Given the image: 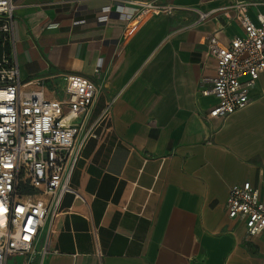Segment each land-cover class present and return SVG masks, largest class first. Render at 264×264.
Masks as SVG:
<instances>
[{
	"label": "crops",
	"instance_id": "1",
	"mask_svg": "<svg viewBox=\"0 0 264 264\" xmlns=\"http://www.w3.org/2000/svg\"><path fill=\"white\" fill-rule=\"evenodd\" d=\"M15 1L21 80L57 98L68 73L96 85L85 119L96 136L71 176L87 202L64 195L31 264H264V234L248 235L226 204L243 181L264 197V71L226 117H209L216 98L201 93L216 66L209 36L226 44L243 28L222 11L200 21L198 12L235 0H149L171 9L139 25L137 0ZM242 1L257 3L252 20L264 10V0Z\"/></svg>",
	"mask_w": 264,
	"mask_h": 264
},
{
	"label": "built area",
	"instance_id": "2",
	"mask_svg": "<svg viewBox=\"0 0 264 264\" xmlns=\"http://www.w3.org/2000/svg\"><path fill=\"white\" fill-rule=\"evenodd\" d=\"M134 3L139 8L133 25L171 9L149 0ZM253 4L257 3L235 0L220 9L198 12L200 21L222 11L243 28L242 35L226 44L209 36L216 66L214 74L203 79L209 85L201 89L203 95L216 98L208 109L209 117H226L244 107L257 75L264 71V10L252 20L248 7ZM16 7L15 0H0V264L17 257L22 258L21 264H31L36 253L43 257L66 193L87 202L71 184V176L85 140L96 136V122L85 125L96 91L91 79L66 74L63 98L49 96L41 86L31 88L21 80L13 52ZM111 102L101 115L109 112ZM226 204L228 216L242 220L248 235L264 234V197L250 181L230 185Z\"/></svg>",
	"mask_w": 264,
	"mask_h": 264
},
{
	"label": "rangeland",
	"instance_id": "3",
	"mask_svg": "<svg viewBox=\"0 0 264 264\" xmlns=\"http://www.w3.org/2000/svg\"><path fill=\"white\" fill-rule=\"evenodd\" d=\"M5 47H7V44H5ZM21 257H17V258H9L7 261V264H21Z\"/></svg>",
	"mask_w": 264,
	"mask_h": 264
}]
</instances>
